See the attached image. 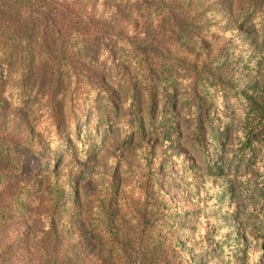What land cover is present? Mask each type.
<instances>
[{
  "label": "rangeland",
  "instance_id": "1",
  "mask_svg": "<svg viewBox=\"0 0 264 264\" xmlns=\"http://www.w3.org/2000/svg\"><path fill=\"white\" fill-rule=\"evenodd\" d=\"M71 1L83 23L69 34L52 8L1 21L0 263L127 264L101 234L111 216L141 264H264L257 172L223 154L234 128L201 115L214 96L206 79L252 58L264 71V42L240 22L247 0L182 2L188 39L150 25L133 0ZM150 43L176 61L164 71L174 87L136 77L129 46Z\"/></svg>",
  "mask_w": 264,
  "mask_h": 264
},
{
  "label": "trees",
  "instance_id": "2",
  "mask_svg": "<svg viewBox=\"0 0 264 264\" xmlns=\"http://www.w3.org/2000/svg\"><path fill=\"white\" fill-rule=\"evenodd\" d=\"M133 1L135 9L143 14L150 25L163 27L175 35H180L183 39L190 38V25L182 4L187 0ZM74 2L71 0H0V25L1 21L5 20L4 24L6 26L11 25L13 28L14 22L12 20L16 15L27 18L37 11L52 8L56 11L55 15L60 28L63 29V33L69 34L73 32L74 25L83 23L79 15L81 7L76 9ZM259 4H261V9L256 12ZM249 21H252L256 29L257 40L264 42V0H247L240 16V22L246 23ZM10 31L8 29L6 33ZM13 34L14 32L11 31L9 37H4L3 40L6 43V45L3 43L4 47L9 45L11 47V44L16 40V36ZM59 40L60 38L57 41L59 42ZM17 45L19 44L17 43ZM128 50L131 66L142 84L151 86V78H155L167 80L162 81L160 84L171 83L173 87L175 86L173 75L164 72L168 68L175 69L177 66L176 61L171 60L170 54L164 53L152 43L149 45H130ZM56 61L53 67L55 77L59 78L64 72L63 63L66 61V52L59 51ZM261 65V58H252L225 77H209V79H206L208 89L214 93V96L210 97L211 93L205 96L210 109L208 111L201 110V115L204 114L207 119L213 120L214 123L215 120H219L220 124L226 125L220 127L222 130L228 131L232 127L234 128L231 145L222 148V151L228 158L243 164L247 170L257 172L256 181L260 192L255 188H251V191L254 193V199H260L257 211L258 218L264 217V71H261ZM174 93L172 90L169 92L171 96H174ZM134 110V108L129 110L128 115L131 116L135 113ZM162 118V116H159V119ZM191 126L193 130L198 132L202 128L199 120L192 121ZM215 144L220 151L222 147L221 139L216 141ZM78 146L80 149H85V141L79 140ZM83 158H86V155H83ZM15 165L21 170L29 171L31 168V166L26 167L27 160L23 158L16 160ZM246 188H249V186L246 185ZM56 220L55 213L51 212L49 223L52 228L56 227L54 230L57 229ZM113 220L111 216L105 217L104 223L101 222L100 230L106 241L109 254L118 256L123 261L130 260L127 264H141L140 261L147 258L146 255L142 252V249L139 252L128 243L124 227L114 224ZM94 224L97 223L94 222ZM2 264H15V262L10 258L5 259Z\"/></svg>",
  "mask_w": 264,
  "mask_h": 264
}]
</instances>
